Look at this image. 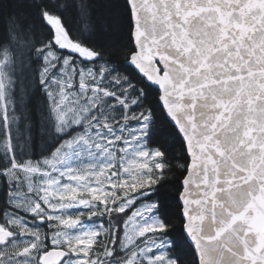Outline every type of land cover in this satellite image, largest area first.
<instances>
[{
	"label": "snow or ice",
	"instance_id": "1",
	"mask_svg": "<svg viewBox=\"0 0 264 264\" xmlns=\"http://www.w3.org/2000/svg\"><path fill=\"white\" fill-rule=\"evenodd\" d=\"M113 7L112 20L101 23L90 17L84 27L103 28L104 35L118 37L117 44L126 33L127 42L120 45L126 49L124 59L107 61L105 66H112L100 83L84 82V73L96 72L99 53L80 41L75 43L91 57L59 44L45 22V43L52 57L47 62L52 67L40 87L44 97H51L52 88L71 93V106H79L82 117L57 122L49 107L53 125L47 132L55 137L49 145L53 155L64 147L82 148L89 160H104L105 167L113 164L107 184L123 180L129 191L105 187L115 194L111 203L90 205L101 209L107 223L101 220L74 238L67 232L55 237L46 233L39 247L33 243L27 256L16 259L49 264L54 254L51 264H264V0H116ZM26 26L21 21L9 28L23 31ZM40 48L45 50L44 43ZM108 76L112 79L104 84ZM87 84L103 87L106 94L92 95ZM129 116L134 123L122 128L101 125L102 117L119 121ZM7 120L5 109L0 116V140H9L0 153L3 221L35 217L34 210L26 212L17 204L36 198L42 207L38 194L45 177L54 175L46 170V158L36 161L37 174L22 175L17 148L23 152L26 145L22 133L12 136ZM128 128L133 129L129 135L139 131L142 137L115 144L131 143L150 158L148 168L141 170L146 182L137 176L132 185L131 173L122 170L128 153L117 152L121 159L114 163L112 149L102 139L122 136ZM14 140L21 143L17 146ZM31 141L29 135L28 147ZM174 159L179 178H170ZM27 160L32 162L31 157ZM137 183L140 186L132 191ZM173 216L178 225L172 223ZM39 224L52 228L44 219ZM101 229L108 237L103 245ZM86 238L90 246H85Z\"/></svg>",
	"mask_w": 264,
	"mask_h": 264
},
{
	"label": "trees",
	"instance_id": "2",
	"mask_svg": "<svg viewBox=\"0 0 264 264\" xmlns=\"http://www.w3.org/2000/svg\"><path fill=\"white\" fill-rule=\"evenodd\" d=\"M115 3L116 0H0V86L2 84L6 90L9 89L6 101L9 100L12 103V108L15 106L14 121L13 119L10 121L11 128L12 121L14 123V132H11L13 137H16L18 132L22 133L26 147L23 152L19 150V147L17 148V157L23 167L50 155L52 149L49 145L55 139L47 132V129L53 125V121L49 119V107L52 108V105L49 104L48 97L42 95L43 89L40 87L41 79L48 77L52 67L47 62L50 59H43L48 55L45 43V37L48 34L46 23L55 33L57 28L64 33V36L56 33L59 44L63 45V42H67L70 48L91 57L92 53L88 49L75 43L80 41L99 53L101 58L94 65L96 72L84 73L81 79L84 82L98 81L100 83V78L105 75L112 64L124 59L126 49L120 48V45L127 42V36L125 33L123 39L117 44L118 37L104 35L103 28L96 31L86 30L84 25L90 17L101 23L112 20L116 14V9L113 7ZM37 5L39 8L36 7ZM45 6L48 8V13H44ZM21 21L27 25L23 31L15 27L9 28L10 23L16 24ZM65 28H67V33ZM68 33L71 34L72 39H69ZM42 43L45 45L43 52L40 48ZM117 48H120L119 52ZM56 54L61 57L65 55V53ZM107 61H111L112 64H107L106 67ZM84 67L90 68L92 65H84ZM68 75L70 78L71 73ZM109 79L112 77H106L103 83L107 84ZM87 87H91V84H87ZM29 125H31V132L28 131ZM29 135L32 137L31 147L27 146ZM14 143L18 146L21 140H14ZM28 157H31V163L28 162ZM171 164L173 175L170 178H179L176 160L171 161ZM173 190L169 189V191ZM3 207V199H0V208ZM172 207L175 211V204ZM27 219L34 224L35 217H27ZM172 223L179 224L177 216H173ZM2 225L6 226L5 221L0 220V226ZM39 226H45V224H39ZM6 228L11 232V227ZM29 243L26 240L25 246Z\"/></svg>",
	"mask_w": 264,
	"mask_h": 264
},
{
	"label": "rangeland",
	"instance_id": "3",
	"mask_svg": "<svg viewBox=\"0 0 264 264\" xmlns=\"http://www.w3.org/2000/svg\"><path fill=\"white\" fill-rule=\"evenodd\" d=\"M63 45L70 48L67 42H63ZM87 56V55H85ZM89 57V56H88ZM48 59H52L47 55ZM99 83L98 81H95ZM91 94L95 95L97 92L101 93V97L106 94L103 87L95 88L91 85ZM9 89L0 86V116H3L5 109L8 113L7 123L11 124L13 119L12 103L8 97ZM71 93H67L62 89L52 88L51 97H48L49 101L53 100L51 116L55 118L57 122L63 121L67 123V120H79L82 117L78 114L79 106L77 109H73L68 97ZM22 104H20L21 106ZM62 106V107H61ZM111 106V105H110ZM91 107H95L92 104ZM13 110V111H12ZM119 115V111L115 113ZM91 119H95L93 116ZM14 121V119H13ZM12 121L11 131L14 132V123ZM90 122V121H89ZM134 121L131 118H127L122 122V118L117 120L109 119L108 117H102L101 125L104 128H122L125 124H132ZM95 127V126H93ZM132 128L125 129L123 135H117L109 140L107 137L102 138L111 149V159L114 163L119 164L121 159L117 155V152L124 151L128 153V158L125 160V164L122 170L128 171L131 175L128 178V184L132 185L137 176L146 182V172L143 174L141 170H146L150 163V158H147L146 153L137 152L132 148L130 143L127 147L123 145H116V140H128L135 142L140 139L143 133L137 131L135 135H129L132 132ZM9 147V140L7 136L0 140V153L4 152ZM138 147V146H137ZM109 149H105L108 152ZM48 160L47 171L54 173L51 177H45V183L41 186V193L39 195V203L42 207L37 206V199L32 198L27 203L20 202L17 204L19 207H23L26 212L35 211L34 224L30 223L27 217H20L19 219H9L5 221V225L0 226V229L7 230L6 227H11L12 238L8 240L6 245L0 247V264H24V261L17 260V256H27L33 243L36 247H39L44 239V235L48 233L50 236L55 237L57 233L67 232L70 237H76L83 233H87L93 226H98L101 220L107 223V217L101 216V209L90 207L96 202L100 205L105 203H111L114 198V192L104 191L105 187L117 188L119 187L122 192H128L129 187L126 186L123 180L119 184L113 183L111 185L106 183L105 177L108 172L111 171L113 164L109 163L105 167V161L97 158L96 160H89L86 152L81 148H72L71 150L66 147L61 148L55 155L44 157ZM42 160V159H41ZM96 165H99L98 167ZM44 165L41 164L40 168L44 169ZM37 174L36 162L23 167L22 175L30 177ZM115 175V173H113ZM139 183L131 187L132 191H136L139 187ZM24 220L25 223H21L20 220ZM44 219L50 221L52 228H49L48 224L45 226H39V220ZM28 225V226H26ZM103 238L100 240V244L108 243V237L103 235V230H99ZM28 233V234H27ZM93 232V237L95 236ZM39 237L38 240L33 238ZM29 241V245L25 246V242ZM61 242L63 238L61 237ZM85 246H90V239L84 240Z\"/></svg>",
	"mask_w": 264,
	"mask_h": 264
},
{
	"label": "water",
	"instance_id": "4",
	"mask_svg": "<svg viewBox=\"0 0 264 264\" xmlns=\"http://www.w3.org/2000/svg\"><path fill=\"white\" fill-rule=\"evenodd\" d=\"M8 239V232L5 230H0V246L5 245L6 240ZM54 255V254H51ZM51 255L49 257V264H51Z\"/></svg>",
	"mask_w": 264,
	"mask_h": 264
}]
</instances>
